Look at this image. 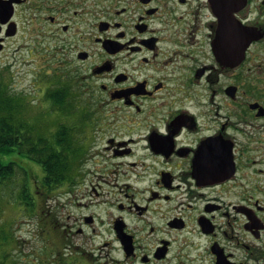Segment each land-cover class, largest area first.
Masks as SVG:
<instances>
[{"label": "flooded vegetation", "instance_id": "flooded-vegetation-1", "mask_svg": "<svg viewBox=\"0 0 264 264\" xmlns=\"http://www.w3.org/2000/svg\"><path fill=\"white\" fill-rule=\"evenodd\" d=\"M38 56L79 118L61 182L17 147L13 264H264V0H0L5 65Z\"/></svg>", "mask_w": 264, "mask_h": 264}, {"label": "rangeland", "instance_id": "rangeland-1", "mask_svg": "<svg viewBox=\"0 0 264 264\" xmlns=\"http://www.w3.org/2000/svg\"><path fill=\"white\" fill-rule=\"evenodd\" d=\"M5 59L0 57V81L6 83L15 94L23 96L18 114L21 119L18 122L30 126L28 129L36 127L28 131L33 133L34 138L43 136L53 139L56 134L51 137L49 131L56 129L62 120L67 118L75 121L79 118L76 116L79 113H73L65 108V102L63 108L53 103L50 104L47 95L61 88L58 85L51 86L52 73H47V71H51L52 68L41 62L43 59L40 56L36 60H30L31 63L17 62L14 65H5ZM37 71L40 72L37 73ZM41 122H44V126L37 127L42 124ZM88 131L91 133L89 129L85 132ZM78 132L84 133L82 129ZM68 133L65 132L66 142L71 144ZM97 143L101 148L98 140L91 147H95ZM12 155L16 160L23 157L16 156L15 152ZM19 166L15 167L10 178L0 180V264H13V255L18 256L17 248L43 245V240L37 230V218L26 207L25 199L22 197L24 188L30 191L28 173L23 166ZM37 170L42 174L41 167ZM7 251L10 254L4 255Z\"/></svg>", "mask_w": 264, "mask_h": 264}, {"label": "trees", "instance_id": "trees-1", "mask_svg": "<svg viewBox=\"0 0 264 264\" xmlns=\"http://www.w3.org/2000/svg\"><path fill=\"white\" fill-rule=\"evenodd\" d=\"M47 97L53 104L63 108L65 96L61 90H53ZM22 98V95L15 94L6 83L0 81V180L10 178L15 167L19 166L18 161L22 158L16 160L12 155L18 147L41 166L42 181L61 182L64 168L72 161V157L66 156L65 132L60 129L53 139L43 136L34 138L33 133L28 132L30 126L18 122L21 119L18 114ZM29 195L30 191L24 188L22 197L28 199Z\"/></svg>", "mask_w": 264, "mask_h": 264}]
</instances>
